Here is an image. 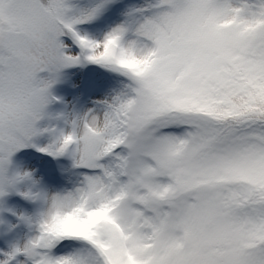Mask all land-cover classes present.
Listing matches in <instances>:
<instances>
[{
	"label": "snow or ice",
	"instance_id": "1",
	"mask_svg": "<svg viewBox=\"0 0 264 264\" xmlns=\"http://www.w3.org/2000/svg\"><path fill=\"white\" fill-rule=\"evenodd\" d=\"M81 62L121 90L37 128ZM0 264H264V0H0Z\"/></svg>",
	"mask_w": 264,
	"mask_h": 264
},
{
	"label": "rangeland",
	"instance_id": "2",
	"mask_svg": "<svg viewBox=\"0 0 264 264\" xmlns=\"http://www.w3.org/2000/svg\"><path fill=\"white\" fill-rule=\"evenodd\" d=\"M73 51H78L73 48ZM40 78H47V72L37 74ZM120 78L104 68L89 63H77L62 68L56 77V82L49 88L51 101L45 106L44 115L36 122L37 128L62 125L61 117L66 114H83L90 109L101 107L100 101H111L121 90ZM50 108H58L52 117L45 112ZM42 123V127L38 125ZM33 143L43 146L48 143V137L41 135L33 138ZM15 165L32 171L34 177L50 190L70 187L76 177L71 168V161L67 157L49 158L36 150L21 149L12 156ZM63 166L66 171H61Z\"/></svg>",
	"mask_w": 264,
	"mask_h": 264
},
{
	"label": "trees",
	"instance_id": "3",
	"mask_svg": "<svg viewBox=\"0 0 264 264\" xmlns=\"http://www.w3.org/2000/svg\"><path fill=\"white\" fill-rule=\"evenodd\" d=\"M83 63H85V62H83ZM87 63V62H86ZM89 64H91V63H89ZM49 91V93H50V90H48ZM50 96H51V93H50ZM52 97V96H51ZM53 98V97H52ZM50 101H51V99H50ZM49 101V102H50ZM55 111H59V109L58 108H54V107H52V108H50L49 107V109L45 112V114L49 117H52V115H54L55 114ZM43 126V124L42 123H40L39 125H38V127H42ZM25 150H28V151H30V150H35L34 148H24ZM43 155L45 156V157H47V155L46 154H44L43 153ZM49 158H51V156H48Z\"/></svg>",
	"mask_w": 264,
	"mask_h": 264
}]
</instances>
